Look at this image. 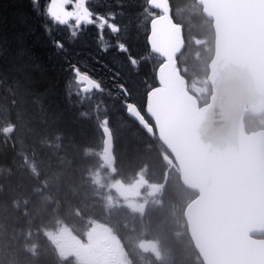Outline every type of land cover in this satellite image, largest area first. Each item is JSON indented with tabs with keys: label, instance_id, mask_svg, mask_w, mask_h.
<instances>
[{
	"label": "trees",
	"instance_id": "1",
	"mask_svg": "<svg viewBox=\"0 0 264 264\" xmlns=\"http://www.w3.org/2000/svg\"><path fill=\"white\" fill-rule=\"evenodd\" d=\"M112 1L119 0H110V3ZM121 3L126 4V1L122 0ZM28 8L29 0H0V34L11 39L14 32L19 30L17 27L19 23L18 13ZM173 9L175 13V6ZM33 23L38 27L39 20H33ZM194 26L197 28H192L193 36L190 33L191 38L186 37V47L178 58V68L184 75L189 90L204 100L206 94L202 91L197 92L194 86H203L206 87L207 91L209 90L206 74L207 63L213 51V30L210 22L200 15L199 23H195ZM185 29L188 30L187 27ZM59 38H63V36ZM80 44L81 46L69 44L67 55L71 56L80 68L91 72L109 92L113 93V89L116 90L114 102L125 113V104L130 99H125V92L120 91L119 86L126 89L128 96L134 97L135 94L130 91V88L137 86V84L124 79H135L141 86L144 79L141 76L143 74L146 77L143 86L145 84L150 86L152 82L148 83L149 72L147 67V72H143V68H140L139 74H142L135 77L136 75L133 74L131 68L128 65L124 66L126 65L125 62L114 53H109V57L114 62L107 60L95 41L86 38L78 43V45ZM141 44H138L140 45L138 50H143ZM26 46L29 52L24 55H20L16 51L14 44H12L11 51L0 52V79H13L12 81L18 82L16 77L26 75L22 76L27 83L26 88L39 104L37 106H33L31 103L25 104L23 111H27L29 107L35 113L37 108H40V110L56 116L63 123V129L55 131V136L45 142L52 143L56 140L57 143H60L63 138L65 140L64 136L67 134L69 137L66 136L69 138L68 140H71V146H73L70 153L67 154L69 156L66 158L68 163L64 160L69 164L70 170L67 169L66 174L57 172V176L49 182L45 180L46 185L43 186L44 189L52 190V192L55 188L54 193L56 195L52 196L50 191L45 194L50 202L53 201L54 205L48 204L45 207L43 203H39L38 212L35 210L32 212L38 214L40 218L35 224H30L33 228L31 230L38 231V233L33 234L25 231L20 233L21 238L24 237L26 241L25 245L29 244L28 247L37 258L36 264H53L48 261L45 255L46 251L43 252L44 229L55 227L58 230L59 227L66 226L72 230L73 234L85 241L86 231L95 222L105 225L109 233L118 238L124 248V256L127 258L128 264H202L194 251L183 220V208L195 195L184 188L180 190L181 185L177 179V192L171 191L173 190L171 184L166 183L165 180L167 173L174 171L173 168H175L176 173L177 170L173 162L171 164L168 162L170 156L158 140L149 138L125 114L124 118L128 123V128H121L120 132L114 128L111 132L115 172L108 175L106 169L101 168L102 162L98 161V156L103 149L104 120L100 118L98 113L85 115L87 116L85 118L81 117L82 113L68 90L71 72L66 70L65 61L60 55L52 54L54 50L47 47V41L42 32L37 31L35 37H26ZM142 50L141 52H143ZM196 52L198 56L195 55ZM152 58L153 63H155L151 71H154L162 60L153 55ZM22 65L23 67H21ZM122 77L123 80H121ZM154 85H156L155 82L152 86ZM109 92L104 96L102 112L105 114H109L106 109L107 105H115ZM139 102L143 103L142 100ZM81 109L85 111L82 107ZM18 116L22 119L21 111ZM117 116V118H122L119 114ZM147 120L150 122L149 118ZM245 122L248 132L260 127V121L256 119L248 117ZM14 146L17 145L14 144ZM48 153L51 154L50 151ZM2 156L5 157V155ZM26 157L33 158L38 162L35 154L28 153ZM4 159L3 161H9V156ZM97 169L105 175L102 180L99 178V184L93 181L92 178L96 177L91 175ZM141 171H144V176L149 183L164 182L165 184L159 199L160 205H157L156 209L146 207L143 214L131 211L126 207L109 185L115 180L129 184L136 180ZM180 192L181 196L178 194ZM15 237L19 249L20 240L18 241V236ZM143 240L157 242L161 248L160 256L142 251L138 243ZM34 243L38 244L34 245ZM13 262L20 264L21 260L15 259ZM54 263L86 264V262L76 258L67 259L65 263L59 260Z\"/></svg>",
	"mask_w": 264,
	"mask_h": 264
},
{
	"label": "water",
	"instance_id": "2",
	"mask_svg": "<svg viewBox=\"0 0 264 264\" xmlns=\"http://www.w3.org/2000/svg\"><path fill=\"white\" fill-rule=\"evenodd\" d=\"M212 22L214 53L208 65L209 101L198 100L175 71L183 48L168 0H150L163 13L151 22V51L163 57L158 86L146 112L197 196L185 208L188 234L204 264H264V132L247 134L244 119L264 113V0H196ZM87 83L85 91L92 86ZM97 88V87H96ZM129 115L150 136L136 106ZM111 151L107 134L105 158Z\"/></svg>",
	"mask_w": 264,
	"mask_h": 264
},
{
	"label": "rangeland",
	"instance_id": "3",
	"mask_svg": "<svg viewBox=\"0 0 264 264\" xmlns=\"http://www.w3.org/2000/svg\"><path fill=\"white\" fill-rule=\"evenodd\" d=\"M108 3H110V1ZM104 8L107 7H100V9ZM177 17L178 19H182V17L185 16L177 13ZM191 26H193V24ZM61 36H64L63 32L60 37ZM139 37V33L137 32V38L139 39ZM74 45L81 46V44L78 45L76 43H73V46ZM139 47L140 45L137 44L136 49ZM52 54L55 55L56 52L53 51ZM118 58L125 62L126 65L124 66H127V64L129 66L126 58L121 56H118ZM19 61L21 62V60ZM141 66H144L142 71L147 72V65L145 66L144 64L139 63L135 64V68L133 70V74L136 75L135 77H139V75L142 74H139V68ZM21 67H23V65ZM22 76L26 75H19L16 77L18 82H16V80L12 81L13 79H0V129L11 125V123L15 124L16 131L13 140L18 143L16 146L18 147L17 150L6 149L5 154H2L5 155V157L0 155V158H6L9 156L10 159L9 164L2 167V173L0 175V243H3L6 247H8L6 249L10 252V256L13 261L15 259H20V264H36L37 259L35 255H33L31 251L27 254L23 251L28 247L23 246L22 239H24V237L21 238L20 234L25 231V227H32L28 226L24 221L17 222L12 218V215H21V210L13 208L12 203L18 202L16 206L20 207L21 202L25 200L28 204H31L29 206V213H31L33 208H35L34 206H36L35 204L46 202L47 196L45 194L47 192L50 191L52 196L56 195L54 193V186L53 192L52 190H48L46 188L42 189L40 186L42 184L44 185L45 180L48 182L51 181L55 176H57V172L60 174H66L67 169L70 170L66 158H69L67 154L68 152L70 153V149L73 146H71V140H68L69 136L67 134L66 135L68 137L65 135V140L62 137L63 141L60 140V143H57L56 140L52 143L45 142L55 136V131L63 129V123H61L56 116L42 111L40 108H37V112L35 113H33L29 107L27 108V111H23L25 104L31 103L33 106H37L39 103L27 90V83ZM141 76H143L144 79L146 78L143 74ZM150 76L151 75L149 73V78ZM144 79L143 84L145 83ZM121 80H123V77ZM124 80L137 84V86L128 90L135 94V100L141 101L142 98L140 95H142L145 90L146 84L144 86L143 84L140 86L135 79ZM6 82L9 85H7ZM102 85V93L91 92L85 94L81 91L80 86L75 83L73 77L71 76L70 87L68 90L70 96L75 100L79 111L82 113V118L87 117L85 115L88 114L98 113L100 114V118L104 120V127H107L111 132L114 128L120 132L121 128H128V123L124 118L125 113H123L122 109L114 102L116 90L114 91L113 89V93H111L107 88H105L103 83ZM194 89L200 92L204 90V87H198L195 85ZM107 92L110 93L113 98L112 102L115 104L106 106L109 114L102 112V108L104 107V96ZM81 107L85 109V111H83ZM20 111L22 113V119L18 116ZM117 114H119L122 118H117ZM24 123L26 124L24 125ZM1 135L2 134L0 132V137ZM48 151H50L51 154H49ZM28 153L35 154L38 158V162H36L33 158L26 157ZM98 158V161L102 162L101 168L106 169L108 175H111L114 172L112 161L108 164H104L102 151ZM64 160L67 161V163ZM91 175L96 177L95 179H97V182L99 178L102 180L105 177L102 171L98 169L93 171ZM176 179L178 180L176 171L175 173L172 172L167 178V182L171 184L173 189L171 190L172 192H177ZM109 185H111V188L116 192L126 207H128L131 211L138 212L140 214L145 212L146 207L156 209L157 205H160L159 199L161 198V191L162 188L165 187L164 182L158 185L148 184L143 173H141L131 184H125L121 181H112ZM145 185H148L147 189H143V186ZM182 189L183 188L180 186V190ZM178 194L181 196V192ZM37 218L38 215L31 214L27 220L30 223H35L37 222ZM65 230L57 232L56 228H50L47 231H43V240H45V242L49 245L52 244V240H55L56 250L59 252H62L70 246V249L75 250V253L80 257V259L94 262V264H127L128 261L122 252L123 246L121 242L117 238L115 239L105 226L94 224L86 234V240L84 242H80L79 239L71 236L68 232H66L67 230ZM15 236H18V241L20 240L18 243L19 249L17 248V241H15L17 238ZM104 240H107L108 243L105 244ZM37 244L38 243H34V245ZM138 246L146 252H161L159 244L155 241L143 240L138 243ZM22 251V255L25 257L24 259L23 257L22 259L19 257ZM100 255H102V258H100ZM112 255H115L114 260L112 259ZM27 258L29 260H25Z\"/></svg>",
	"mask_w": 264,
	"mask_h": 264
},
{
	"label": "snow or ice",
	"instance_id": "4",
	"mask_svg": "<svg viewBox=\"0 0 264 264\" xmlns=\"http://www.w3.org/2000/svg\"><path fill=\"white\" fill-rule=\"evenodd\" d=\"M99 7H107L108 10L101 12L97 10ZM117 7L119 15H125L122 3ZM117 15L110 5L102 3L101 0H29V8L17 15L19 30L14 32L11 39L0 34V52L11 51L14 44L20 55L27 54L29 49L26 46V37H35L37 31H40L47 41V47L53 49L65 61L66 70L78 75L79 65L67 55L68 45L78 42L89 29L96 30L97 40L103 44V47L98 44L101 52L109 50L108 44L103 43L107 30L116 36L117 50L130 56V46L121 40L120 34L122 31L128 33L129 28L135 29V22L132 16H129L130 25L122 29L116 22ZM33 20H39L38 27ZM62 32L64 36L59 38Z\"/></svg>",
	"mask_w": 264,
	"mask_h": 264
},
{
	"label": "flooded vegetation",
	"instance_id": "5",
	"mask_svg": "<svg viewBox=\"0 0 264 264\" xmlns=\"http://www.w3.org/2000/svg\"><path fill=\"white\" fill-rule=\"evenodd\" d=\"M110 0H101L102 3H105L107 5L111 6V10L112 11H116L118 13L117 15V23H119L122 26V29L125 26H129L130 25V19L129 16H132L134 22H135V29L129 28L128 33H124L122 31V33L120 34V38L122 41H126L129 46H130V51L131 54L130 56L127 55L126 53H121L117 50L116 48V36L109 33L107 30H105V40L103 43L108 44L109 50L107 52H101L103 53V55L106 56L107 60L112 61V58L109 57V53H114L117 57L121 56L123 58H126L127 63H129V67L131 68V70L133 71L135 68V63H134V59L135 58V53H136V47L135 44H143L144 41V35H146V24H147V19L150 16V13H144V8H145V3L143 0H125L126 4H122L123 5V10L125 12V15L121 16L119 15V8L117 7V5H119L121 3L122 0L119 1H112V3H108ZM95 6V5H93ZM98 11L101 12H105L108 10V8H104V9H100V7L97 9ZM143 19H145V25L142 28L143 25ZM139 33V39L137 38V32ZM142 31V32H141ZM136 32V34H135ZM89 39V40H93L95 41V43L100 44V47H103V44H101L100 41L97 40V34H96V30L95 29H89L87 34L84 35L78 42H75L76 44L80 43L82 40L84 39ZM139 40V41H138ZM136 44V45H137ZM73 46V43L71 44ZM100 47H98L100 49ZM114 62V61H112ZM128 65V64H127ZM79 70L84 72L85 74H87L89 77H95L91 72L86 71L85 69H82L79 67ZM72 74V72H71ZM15 137V135L12 136L11 139H4V136L1 135L0 137V155L5 154V150L7 149H13V150H17L18 147L14 146V144H18L15 140H13ZM5 160L4 158H0V175H1V169L2 167H4L5 165L9 164V161H3ZM6 173V172H3ZM31 204H28L27 202L22 201L20 207H17L15 202L12 203V207L17 209V210H21V215H12V218L15 221H24L27 220L29 215L33 214L32 212L35 210L36 212H38V205L39 204H35L36 206H34L35 208H33V211L31 213H29V206ZM36 214V213H35ZM38 215V214H36ZM23 216V217H22ZM8 247H6L3 243H0V264H14V262L11 260L10 256H9V251L6 249Z\"/></svg>",
	"mask_w": 264,
	"mask_h": 264
}]
</instances>
